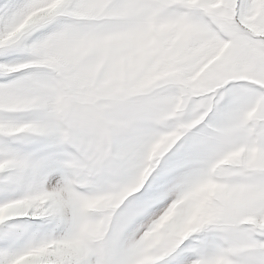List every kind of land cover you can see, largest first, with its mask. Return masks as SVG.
Masks as SVG:
<instances>
[{"label": "snow or ice", "instance_id": "obj_1", "mask_svg": "<svg viewBox=\"0 0 264 264\" xmlns=\"http://www.w3.org/2000/svg\"><path fill=\"white\" fill-rule=\"evenodd\" d=\"M0 264H264V0H0Z\"/></svg>", "mask_w": 264, "mask_h": 264}]
</instances>
